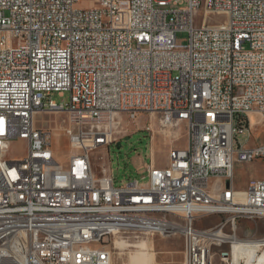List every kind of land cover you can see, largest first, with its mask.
I'll return each instance as SVG.
<instances>
[{"label":"built area","instance_id":"1","mask_svg":"<svg viewBox=\"0 0 264 264\" xmlns=\"http://www.w3.org/2000/svg\"><path fill=\"white\" fill-rule=\"evenodd\" d=\"M183 2L0 0V264H112L114 233L180 234L183 264H214L216 247L233 249L238 219H264V176L243 191L234 184L236 163L264 160V142L238 139L264 125V0ZM196 17L203 26L191 35ZM179 31L187 44H177ZM119 109L132 122L146 112L162 128L186 126V146L149 166L145 183L115 185L102 156L94 167L92 153L124 130ZM39 113L66 115L63 168ZM102 125L115 135L101 136ZM16 138L27 152L9 158ZM210 215L227 218L196 226Z\"/></svg>","mask_w":264,"mask_h":264},{"label":"rangeland","instance_id":"2","mask_svg":"<svg viewBox=\"0 0 264 264\" xmlns=\"http://www.w3.org/2000/svg\"><path fill=\"white\" fill-rule=\"evenodd\" d=\"M87 2H81L78 7H87ZM187 5V0H184L182 7ZM213 21L221 20L220 16H213ZM176 42L178 45H185L188 42V32L179 31L176 34ZM51 98L58 103H67L69 93L65 92L61 96L58 92H53ZM125 114L114 115L116 120H124V130L118 137V140L109 147H101L92 153L94 167L99 169V166L104 163L102 158L109 163L110 171L113 176L115 185H122L130 180L138 179L140 182L148 181L147 168L149 166L164 167L168 163L169 151L171 148H184L187 144L186 126L179 125L172 128H162L159 124L158 115H151L142 112L138 115L134 122L129 121ZM65 114H48L39 113L36 115V125L38 127H50L53 131V148L58 156L59 162L66 165L71 152L69 138L63 130V120ZM254 123V122H253ZM147 125H151L153 131L146 129ZM109 135H115V129ZM241 142H248L250 146L264 142V125L261 122L254 131V137L247 139V134L244 133L238 137ZM120 142V144H118ZM27 152V143L23 139H13L11 142L9 158L23 157ZM142 154V158L134 157ZM102 156V158H101ZM264 176V160L259 157L252 162L236 163L235 165V187L237 190L243 191L247 186L251 177ZM242 193V192H240ZM225 215H210L204 219L198 220L197 227L215 226L222 221H225ZM226 233L232 232V227L227 224L224 230ZM236 236L241 239L248 238H263L264 237V219H238L236 226ZM116 239L121 240V237H116L109 242V248L113 251L112 264H129L130 252L137 249L135 244L143 240L151 242L153 251L156 253V260L159 257L173 255L169 264H183V238L180 234L171 237H162L160 235L143 236L139 239L129 237L124 242L127 246L119 247L114 243ZM134 244V245H133ZM231 244L226 243L222 247L215 248L214 264H232V259L227 262L222 261V253L226 254L231 251ZM260 254L262 251L259 252ZM157 264V262H155ZM241 264H247L243 259Z\"/></svg>","mask_w":264,"mask_h":264},{"label":"bare ground","instance_id":"3","mask_svg":"<svg viewBox=\"0 0 264 264\" xmlns=\"http://www.w3.org/2000/svg\"><path fill=\"white\" fill-rule=\"evenodd\" d=\"M199 26H203V17H196V25H191V35H199ZM241 113V106H234L232 108V115H239ZM125 114L127 115V109H119L114 115ZM116 120V117H114ZM255 123V118L252 117V123ZM253 123V124H254ZM115 126L102 125L100 127V135L108 136L113 132ZM218 131H225V124H218ZM54 168H63V165L59 161H54ZM242 195V193H239ZM146 236H154V234H147ZM121 237V233H114L113 239ZM143 236H140V238ZM119 247L127 246L124 240H118L114 242ZM134 245V244H133ZM136 250L130 252L129 264H155L156 253L152 250V244L149 240H143L138 244H135ZM262 251L260 254L259 252ZM232 264H241L244 259L247 264H264V237L263 238H248L241 239L236 238L233 242V249L230 254Z\"/></svg>","mask_w":264,"mask_h":264},{"label":"crops","instance_id":"4","mask_svg":"<svg viewBox=\"0 0 264 264\" xmlns=\"http://www.w3.org/2000/svg\"><path fill=\"white\" fill-rule=\"evenodd\" d=\"M142 154H138L134 157L133 161H135L136 158L140 159L142 158ZM156 258V257H155ZM171 258H173V255H169L166 253V255L159 257V259L156 260L157 264H169Z\"/></svg>","mask_w":264,"mask_h":264},{"label":"water","instance_id":"5","mask_svg":"<svg viewBox=\"0 0 264 264\" xmlns=\"http://www.w3.org/2000/svg\"><path fill=\"white\" fill-rule=\"evenodd\" d=\"M118 144H120V142ZM225 255H227V254H225Z\"/></svg>","mask_w":264,"mask_h":264}]
</instances>
